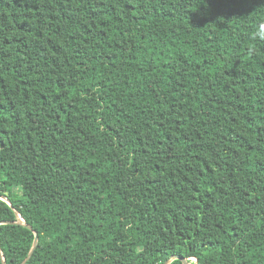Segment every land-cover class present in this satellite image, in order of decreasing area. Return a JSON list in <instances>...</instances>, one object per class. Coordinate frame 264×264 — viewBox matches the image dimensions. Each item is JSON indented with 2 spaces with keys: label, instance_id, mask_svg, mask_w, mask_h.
<instances>
[{
  "label": "trees",
  "instance_id": "1",
  "mask_svg": "<svg viewBox=\"0 0 264 264\" xmlns=\"http://www.w3.org/2000/svg\"><path fill=\"white\" fill-rule=\"evenodd\" d=\"M3 221L0 264H264V0H0Z\"/></svg>",
  "mask_w": 264,
  "mask_h": 264
},
{
  "label": "water",
  "instance_id": "2",
  "mask_svg": "<svg viewBox=\"0 0 264 264\" xmlns=\"http://www.w3.org/2000/svg\"><path fill=\"white\" fill-rule=\"evenodd\" d=\"M21 219H22V218H21ZM0 223L3 224V223H12V222H11V221H3V222H0ZM18 223H22V224L26 225L25 222L23 221V219H22V222L19 221ZM26 226H28L29 228H32V226H30V225H26ZM38 242H39V236H38V233L36 232V237H35V241H34L33 247L31 248V251L29 252V255H28L27 258L23 261L22 264H26V263L31 259L32 255H33V253H34V251H35V249H36V247H37V245H38ZM0 252H1L2 256H3V253H2V250H1V246H0ZM176 258L182 259V261H183L184 264H190V263L188 262L187 259H185V258H183V257H180V256H177V255L173 256V257H172L170 260H168L165 264H170L171 261H172L173 259H176ZM3 264H6V261H5V258H4V257H3Z\"/></svg>",
  "mask_w": 264,
  "mask_h": 264
},
{
  "label": "rangeland",
  "instance_id": "3",
  "mask_svg": "<svg viewBox=\"0 0 264 264\" xmlns=\"http://www.w3.org/2000/svg\"><path fill=\"white\" fill-rule=\"evenodd\" d=\"M142 244H143V239L142 238H138L137 239V246L140 248L142 246Z\"/></svg>",
  "mask_w": 264,
  "mask_h": 264
}]
</instances>
